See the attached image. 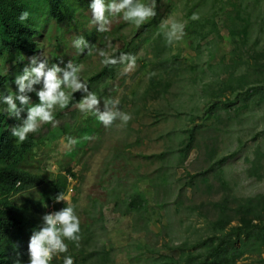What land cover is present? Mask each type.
<instances>
[{
  "label": "rangeland",
  "instance_id": "obj_1",
  "mask_svg": "<svg viewBox=\"0 0 264 264\" xmlns=\"http://www.w3.org/2000/svg\"><path fill=\"white\" fill-rule=\"evenodd\" d=\"M196 1L160 0L157 30L166 34L171 23H182V38L161 58L149 45L140 48L135 67L124 73L126 65L122 66L109 81L107 94L100 99L101 110L106 98L118 97L119 109L131 115L127 123L116 120L106 128L96 120L97 125L89 126L97 133L85 139L83 129L91 113L81 112L76 104L57 107L55 124H43L33 133V164L38 169L58 173L67 167L76 174L69 178L67 193L71 194L65 203L74 206L83 220L85 214L90 216L96 234L89 249L104 246L111 264H155L158 260L163 264L167 259L162 255L178 257L181 250L180 257L204 253L197 246L213 233V223L221 216L219 204L232 215L227 229L239 223L235 211L246 199L261 196L258 209L264 216V12L242 0H217L214 20L203 23L206 29L212 27L210 35L197 44L193 26L185 28L190 23L186 7ZM210 8L211 0H207L202 13ZM110 19V30L90 54L73 43L79 33L62 37L63 31L55 24L41 39L40 49L26 54L21 67L0 57V78H8V83L10 76L21 75L17 70L29 66L32 57L46 55L49 67L59 64L63 69L69 62L79 65L87 82L103 66L99 50L111 54L123 48L139 26L125 21L122 13ZM87 26L94 27L88 22ZM238 41L242 42L237 45ZM165 57L172 62L163 65ZM243 58L257 68L237 65ZM2 88L1 94L18 90L15 82H4ZM29 95L32 104L39 103L35 92ZM213 103L218 105L213 108ZM7 119L17 122L9 114ZM64 121L79 133L75 144L60 129ZM193 128L197 129L195 148L183 160L179 149ZM208 169L192 182V176ZM134 188L145 194L147 202L131 213L124 204L118 207L114 196L125 197ZM235 264H264V247L256 251L250 246Z\"/></svg>",
  "mask_w": 264,
  "mask_h": 264
},
{
  "label": "trees",
  "instance_id": "obj_2",
  "mask_svg": "<svg viewBox=\"0 0 264 264\" xmlns=\"http://www.w3.org/2000/svg\"><path fill=\"white\" fill-rule=\"evenodd\" d=\"M216 1L211 0V8L203 13L202 8L207 4V0H197L192 6L186 7V19H189L190 23L185 24V28L193 26V39L197 41V44L200 39L210 35L212 27L206 29L203 23L205 20H214ZM92 2L93 0H0V57L5 62L15 63L16 67L22 66L27 61L26 54H34L40 49L41 39L46 36L47 30L52 29L55 24L63 31L62 37L68 32L79 33V37L82 36L93 46L102 40L104 32H98L96 25L91 22L92 13L89 12H91L90 4ZM156 2L158 4L160 0H156ZM242 2L264 12V0H242ZM25 11L30 15L27 20L22 22L19 17ZM194 13L199 16V19H192ZM87 22L94 27H88ZM159 23L160 17L157 12L154 18L139 24L131 39L126 40V37L122 36V39L126 40L125 46L114 50L110 55L118 56L121 52H125L136 57L140 48L149 45L156 57L166 56L171 45L166 42V34L157 30ZM214 26L216 28V23ZM243 38L241 37L242 40ZM241 42L238 41L237 45ZM241 45L243 46V44ZM235 54L233 53V55ZM162 60L163 65L172 62L171 58L165 57ZM249 61L247 58H243L242 63H237V65L246 64L255 70L257 64L251 62L250 64ZM122 66L124 64L114 66L103 64L100 70L87 79L89 90L95 92L100 99L106 96L109 81L117 77ZM248 73L249 71L247 75ZM242 77L247 76L243 75ZM7 80L0 78V94L3 90L2 84L4 82L7 84ZM246 94L251 96L249 91ZM83 95L82 92L73 93L65 108L76 105ZM217 105L218 103H213L211 107L214 108ZM3 106L7 108V105L0 104V264H17V261H20V264H29L30 238L43 225L42 211H44L45 204L55 200V197L61 192L65 193L69 185L68 176L76 177V174L67 167L60 168L58 173L38 169L33 164L36 145L33 140L34 135H28L23 143H18L17 138L11 135V129L16 125L7 120L8 112ZM56 115L60 116L61 113L58 111ZM96 120L97 118L93 114L86 118L88 127L83 129L86 136L97 133L94 127L89 126V124L97 125ZM60 129L67 134V139L71 137L78 141L77 134L79 133L74 131L68 121H64ZM196 133V128L190 129L185 143L179 149L183 160L195 148ZM164 155L165 153H162L159 156ZM222 160L224 159L219 162ZM209 171L210 169L192 176V182L194 178ZM260 198L261 196L249 198L239 203L234 215L239 216V223L228 229L227 226L232 215L228 214V207L219 204L218 209L221 211V216L218 221L213 223V233L197 246V248L204 249V253L192 252L185 257H180L184 253L181 250L178 257L162 255V258L167 259V262L163 264H235L236 260L244 254L246 249L249 250L250 246L259 251L264 247V216L258 209ZM73 200L76 201L75 196ZM114 200L118 207L124 204V209L131 213L145 207L147 202L145 194L138 191L137 188L129 191L125 197L116 193ZM66 206L68 204L64 202L57 205L55 209L60 211ZM85 215L87 218L85 217L84 220L79 217L81 228L79 246L77 247L76 243L66 239L68 252L54 256L50 264H63L64 257L67 255L74 258V264H87L91 260H95L94 264H111L110 253L104 246L89 249L96 231L90 216ZM255 220L257 221L255 222ZM241 243L243 246H240ZM238 244L240 245L238 246ZM161 262L162 260H158L155 264H161Z\"/></svg>",
  "mask_w": 264,
  "mask_h": 264
},
{
  "label": "clouds",
  "instance_id": "obj_3",
  "mask_svg": "<svg viewBox=\"0 0 264 264\" xmlns=\"http://www.w3.org/2000/svg\"><path fill=\"white\" fill-rule=\"evenodd\" d=\"M156 9V0H150L148 3L143 2V0H93L90 4L91 22L96 25L98 32L103 33L110 30L111 17L122 13L125 21L135 22L139 25L150 18H154L157 15ZM29 15L27 11L22 12L19 19L23 22L29 18ZM192 19L197 20L199 16L194 13ZM183 29L182 23H171L166 33V42L171 45L174 41L180 40L183 36ZM73 43L77 48L83 46L82 52L84 49H87L89 54L92 51L91 44L85 41L82 36L76 38ZM99 55L103 57L102 63L105 66L126 65L124 73L131 71L136 64V57L130 53L121 52L118 56H114L104 49H100ZM14 67L21 66L16 67L14 65ZM17 73L21 75H18L16 79L14 76H10L8 83L15 82L18 90L14 94H0V104L7 105V108L3 106L8 112L7 114L17 119L16 123L7 120L16 125L12 127L11 135L17 138L18 143H23L28 135H33L43 124H55L57 107H66L71 94L75 92L84 93L82 99L77 103L79 110L95 115L97 120L106 128L112 126L116 120L127 123L131 119L130 114L119 109L120 100L118 97L115 99L106 98L104 108L101 110L100 98L95 92L89 90L87 82L81 77L80 66L73 62H69L66 68L62 69L59 64H52L49 67V60L46 55L43 59L34 56L30 59L29 66L17 70ZM38 84L39 88L42 87L39 90L35 87ZM32 92L38 96V104H32L29 95ZM17 101L23 107H18ZM84 138L93 139L90 136ZM68 139L70 144L77 142L71 137ZM33 140L35 141V139ZM67 191L61 192L55 197V200L45 204L44 211H42L43 225L30 238L28 246L29 264H50L54 256L67 253L66 239L76 243L77 247L79 246L81 239L80 219L74 206H66L60 211L55 209L57 202H65L66 197L71 194ZM17 264H20V261H17ZM63 264H74V258L71 255L65 256Z\"/></svg>",
  "mask_w": 264,
  "mask_h": 264
}]
</instances>
